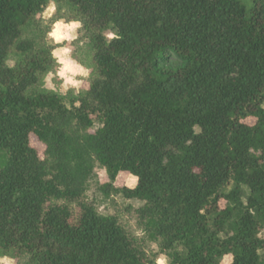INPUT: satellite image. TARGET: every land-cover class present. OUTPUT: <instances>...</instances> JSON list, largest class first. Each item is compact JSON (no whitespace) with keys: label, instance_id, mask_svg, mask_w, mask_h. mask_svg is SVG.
<instances>
[{"label":"trees","instance_id":"trees-1","mask_svg":"<svg viewBox=\"0 0 264 264\" xmlns=\"http://www.w3.org/2000/svg\"><path fill=\"white\" fill-rule=\"evenodd\" d=\"M53 2L82 25L88 89L45 87L68 45L27 35ZM98 166L168 264H264V0H0V257L157 264L88 201Z\"/></svg>","mask_w":264,"mask_h":264},{"label":"rangeland","instance_id":"rangeland-1","mask_svg":"<svg viewBox=\"0 0 264 264\" xmlns=\"http://www.w3.org/2000/svg\"><path fill=\"white\" fill-rule=\"evenodd\" d=\"M44 13L37 18L34 25L35 28L34 30L32 29L29 32V34L27 35L28 38H35L38 40V43L41 44H67V47L72 49V51L67 54V59L79 64L88 72L87 76L80 73H67V76H70L73 80L78 81L79 83L68 84L67 87H64L65 78L59 76V70L63 68L64 65L59 63L60 68H58L54 73H51L47 76L45 80V87L49 90H53L61 94H66L71 89H75L76 91L88 89L90 85L91 74V70L89 69L90 48L88 46L87 41H79L72 46L73 41H76L80 36V28L76 30L77 39L73 41L65 40L60 43H56L55 40L49 36V33L53 30V24L55 23V21L63 19L65 23H69L73 20L74 17L71 14L69 8L65 5H56V12L53 13V15L47 19L45 18ZM56 59L59 62L57 57ZM10 61L12 62L11 66H15V56H12L10 58ZM247 124L254 125L255 120L250 119L247 121ZM31 144L34 148L38 150L40 156L44 158L46 147L42 143H40L35 136L31 137ZM111 184L112 182L109 178L108 171L106 170V168L98 166L95 169L94 176L89 184V188L87 191L88 201L95 204L100 214L117 216L132 234H134L137 238L144 240L146 250L156 257L157 262L159 259H164L165 264H168L169 260L165 255L160 254L159 246L149 241L145 237L143 231L138 226L134 210L140 208L142 206V203L134 200H126L122 196L117 195L114 192H110L106 187ZM137 185L138 179L127 173L120 174L116 183H114V186L116 188L134 189L137 187ZM224 206L225 204H223V207ZM229 260H231L232 264L233 259L231 256L226 257L223 261V264H229ZM15 264H17L16 261Z\"/></svg>","mask_w":264,"mask_h":264},{"label":"clouds","instance_id":"clouds-1","mask_svg":"<svg viewBox=\"0 0 264 264\" xmlns=\"http://www.w3.org/2000/svg\"><path fill=\"white\" fill-rule=\"evenodd\" d=\"M251 7V5H249ZM56 12V4L50 3L47 11H45V18H50L53 13ZM82 27L81 23L77 20H73L69 23H65L63 19L55 21L53 24V30L49 33V36L52 37L56 43H60L62 41H73L77 39L76 30ZM107 36L112 38H119L115 33H107ZM72 51L69 47L58 48L53 52V55L58 58L59 63L63 64L64 67L59 70V76L65 78V85L67 87L68 84H78V81L73 80L70 76H67V73H80L85 76L88 75V72L85 68L81 67L79 64L67 59V54ZM9 66H11L12 62L8 61ZM0 264H15V261L10 259L8 256L0 257ZM157 264H165L164 259H159ZM229 264H231V260H229Z\"/></svg>","mask_w":264,"mask_h":264}]
</instances>
